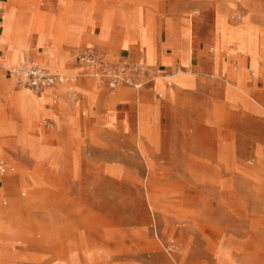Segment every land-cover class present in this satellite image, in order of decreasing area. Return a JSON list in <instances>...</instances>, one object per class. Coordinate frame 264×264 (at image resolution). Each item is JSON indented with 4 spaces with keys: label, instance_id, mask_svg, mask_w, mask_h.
Segmentation results:
<instances>
[{
    "label": "rangeland",
    "instance_id": "374dc122",
    "mask_svg": "<svg viewBox=\"0 0 264 264\" xmlns=\"http://www.w3.org/2000/svg\"><path fill=\"white\" fill-rule=\"evenodd\" d=\"M36 1L0 0V25L10 21L5 8L11 5L23 17ZM34 6L39 15L18 27L26 29L30 40L21 59L15 60L10 43L8 52L0 44V163L7 165L0 176V264H264V0H42ZM151 9L175 20L167 28H173L170 39L181 62L161 67L109 59L89 42L74 55L77 63L72 59L79 72L67 68L69 54L65 68L47 65L52 55L39 43L37 28L57 36L66 56L65 46L94 23V14L101 27L96 41H111L115 13L126 37L139 39L147 62L155 63L159 34ZM87 48L114 67L140 66L145 73L133 77L142 87L124 83L110 88L96 74L97 64L80 61ZM28 63L64 74L69 80H63L64 88H71L67 97L78 110L83 93L95 108L99 97L145 90L155 105L163 106L166 95L158 96L155 81L179 68L203 80L187 89V105H176L168 114H173L174 129L167 139L157 123H165L166 116L158 119L153 113L149 124L146 100L135 97L137 146V129L132 142L125 134L132 135L126 128L132 101L125 96L104 101L109 107L106 127L91 121L82 139L78 115L63 109L67 100L55 91L43 97L49 87L38 90L23 80L24 70L38 66ZM228 66L237 72L231 75ZM83 78L94 80L96 91L75 89ZM226 78L227 89L220 87ZM17 95H27L42 108L15 101ZM178 101L187 103L183 97ZM56 113L66 121L60 123L59 115L54 119ZM145 139H156L162 148L150 163Z\"/></svg>",
    "mask_w": 264,
    "mask_h": 264
},
{
    "label": "crops",
    "instance_id": "0c3cea01",
    "mask_svg": "<svg viewBox=\"0 0 264 264\" xmlns=\"http://www.w3.org/2000/svg\"><path fill=\"white\" fill-rule=\"evenodd\" d=\"M86 0H84L85 2ZM42 3V0L40 1H36L35 3ZM118 2V0H117ZM9 4L12 3V1L8 2ZM32 4L30 12H28V14L26 16H19L16 15L13 12L12 6L10 5L9 7L5 8V11L9 10V14H10V21L7 20V22H5L4 24L0 25V28L2 29V33H0V44L1 46H4V50L7 51V48L5 46L9 45V43L15 48V60H20L22 57V54H24V52L26 51V49L29 47V43L30 40L27 38V34L28 32L26 31V29L20 28L18 29L19 26H22L23 23H31L32 19H34L35 17H37L38 14V10L36 9L37 7L34 6V4ZM119 6V4H118ZM9 8V9H8ZM1 9V8H0ZM118 9V8H116ZM115 9V12H116ZM147 10V9H146ZM152 14L154 15L155 18V31H156V35L159 34V44H158V53H157V57H156V62L155 63H148L147 59H146V55H145V51L142 47L141 41L139 39H128L126 37V29L125 26L122 25L120 23V17L119 14L115 13L114 16V20H115V29L113 31V36L111 41L108 42H98L96 41V37L100 34L101 32V27H100V23H99V16L98 14H94L93 15V20L94 23L93 24H87L84 31L82 32V34L80 35L79 39H75L72 36V41H70L69 45L65 46V53L66 56L64 55V51L63 48L61 46V41L59 40V38L55 35H52L50 32L48 31H41L40 29H36L37 31V35L39 38V43H43L46 44L49 48V52L52 55V60L49 61L47 63V65L50 68H54L55 65H63V68H65V63L67 61V55L69 54L71 60L67 61V68L72 71V72H79L81 70L80 66H74L72 65V59L74 60L75 63H77V58L74 59V55L79 51V49L86 45V43H92L93 45H96V48L100 51L103 52V55L109 59H115L117 57L119 58H127L130 59L132 61L135 62H144L147 65H151V66H163V67H167V61H172V62H181V55L180 53H178L179 48L177 46H175L173 44V41L170 39V34L173 31L172 26H168L167 28V24L168 21H175L172 17L171 18H164L161 15H159L157 12L153 11V9H151ZM119 12V9H118ZM6 18V17H5ZM3 20V19H2ZM1 23V21H0ZM180 23V22H178ZM164 28L165 31V37L161 38L160 36V32H161V28ZM96 28H98V32L96 30ZM158 31V32H157ZM168 31V34H167ZM3 34H9V37L7 38L5 35ZM3 35V36H2ZM168 35V36H167ZM3 40H7L8 43L3 42ZM191 40L193 41V39L191 38ZM74 41V42H73ZM191 41V42H192ZM196 42V39H195ZM79 43V44H78ZM32 47L38 51V45L36 44V41H32L31 42ZM163 47L166 50H163ZM1 48V47H0ZM0 52H2V50H0ZM8 52V51H7ZM172 53H174L172 55ZM2 55V53H0V56ZM178 57H175V56ZM191 57V56H190ZM222 59V58H221ZM215 60H210L209 63H213ZM224 63V58L223 60ZM41 62V61H40ZM190 64L192 63V60L190 59ZM227 63V61L225 62ZM202 63L200 62L198 64V73L202 72ZM226 64H225V69H226ZM228 70L229 73L231 75H233L234 73L237 72V68L235 67H231L228 66ZM62 69V68H61ZM214 69V67H213ZM1 71V69H0ZM227 71V70H226ZM191 70L188 73H182V74H177V71L174 74H167V76L163 79V81L161 82H157L155 81V89L157 92L161 93L162 96L165 94L166 96V104L162 106L161 105H155V101H153V99L149 96L148 92L145 91H140L137 93V95H135L134 92H127L124 91L122 93H118L115 94L114 97H109L105 100V96L102 98H98V103L95 105L91 106L90 102L87 100V98H85V94L83 93L84 96V102H82L83 104L81 105L80 109H76L75 105L73 104L72 101H70V99H68L67 97V92L69 90H71V88H64L65 84L60 85L58 87H56L55 89L50 88V89H46L44 90V95L46 94V92H48L49 96L48 98L53 95L54 91L55 94H60V98L67 100V103H63V109L67 112H69L72 116H76V114L78 115V119H79V129L81 131L82 134V139H83V127H85L88 123L91 124L92 122H96L97 124H99V126H105L108 122V115H107V111L106 109V105L104 103V101L106 102H111L112 100H116L117 98L122 99L124 96L132 101V104H128L127 108H126V121H127V129L132 131V135L128 132H125V134L127 135L128 139L132 142L134 141L133 139V134L137 129V136H138V126L135 127V121L137 119V122L139 121V112H137V114L135 113L134 110V106H133V101L136 97L137 101L138 98L142 95V99L145 101L146 100V104H145V108L144 111L147 115V118L149 120V124H151V115L153 113H155L157 115V118H160V115H165L166 116V122L161 124L158 119H157V123L159 126V132L161 133L162 136H164V138H169L170 137V131L172 129H174V125L172 124V115H170V117L168 116V114H170V111H172L174 108H176V105H187L188 104V98H189V93H187V89H191L195 87V81H198L197 79L199 78V75L195 74L193 75V73ZM214 72L216 74L219 73V70L216 68L214 69ZM2 77V76H1ZM200 80H203L202 78H199ZM199 80V81H200ZM10 83L13 84L14 79L11 78ZM0 84H1V80H0ZM199 84V83H198ZM76 88L80 90L81 92H83L82 90H89V91H96V84L94 82V80H90V79H86L83 78L81 79L78 83L75 84ZM199 87V85H198ZM197 87V88H198ZM220 87H226L227 89V78L225 79L224 83L220 82ZM61 88H64L63 90H60ZM48 90V91H47ZM195 91V90H194ZM193 91V93H194ZM97 93V92H96ZM192 93V95H193ZM191 95V96H192ZM41 97V100L42 98ZM186 100L187 103L186 104H182L181 101L176 102L179 99ZM118 99V100H119ZM15 101H21L23 103H27L29 105V107H31L34 110H39L42 108V104L36 102L34 99H30L28 98L27 95H17L14 98ZM117 100V101H118ZM56 99L54 100V102L56 103ZM116 101V102H117ZM29 102V103H28ZM162 103V102H161ZM111 107V106H110ZM85 108L86 112L89 114L88 117L84 115L85 112L80 113L81 109ZM109 108V107H107ZM139 108V106H138ZM59 110V109H58ZM79 113H78V111ZM140 111V108H139ZM106 112V113H105ZM83 114V115H81ZM57 115L60 116L59 122L63 123L64 121H66L65 117L63 115H61L60 113H56V117L54 116V119L58 120ZM176 115V114H174ZM103 119H105V123L101 122L103 121ZM152 125V124H151ZM111 129H113L112 125H108ZM145 124L142 123L140 125V129L142 130V128L144 129ZM98 128V126H96ZM95 126L92 127L93 129L96 128ZM106 127V126H105ZM66 129V126L62 127ZM123 128V131H125ZM121 134V133H120ZM79 137V136H78ZM138 141H139V136L137 137V146H138ZM77 142H81L80 138L77 139ZM144 145H145V149L147 150V158H145V161L148 163H150L153 160L154 154L158 151L161 150L162 148L159 147V144L156 142V139L151 142L148 139H145L144 141ZM139 149V148H138ZM21 150V149H20ZM10 151V150H8ZM140 152V151H139ZM13 155L15 153L10 152ZM2 176V175H0Z\"/></svg>",
    "mask_w": 264,
    "mask_h": 264
},
{
    "label": "built area",
    "instance_id": "2783aa9c",
    "mask_svg": "<svg viewBox=\"0 0 264 264\" xmlns=\"http://www.w3.org/2000/svg\"><path fill=\"white\" fill-rule=\"evenodd\" d=\"M79 59L88 66L97 64L99 68L96 74L100 78L104 79L110 88H115L124 83L133 85L136 88L142 87V84L134 79V77H137L138 74L145 73V70L143 71L140 66H131L130 64L125 63L119 67H114L108 64L104 59V56L95 51L93 48H87L85 51H83V53L79 56ZM22 74L23 80L31 87L38 90L63 82V78L60 74L49 72L45 68L38 66L26 69L22 72ZM158 96L160 97L161 94L158 93ZM6 171V163L1 162L0 175H4Z\"/></svg>",
    "mask_w": 264,
    "mask_h": 264
},
{
    "label": "bare ground",
    "instance_id": "6f19581e",
    "mask_svg": "<svg viewBox=\"0 0 264 264\" xmlns=\"http://www.w3.org/2000/svg\"><path fill=\"white\" fill-rule=\"evenodd\" d=\"M25 65H38L39 67H42V68H45V66L43 65V64H41V63H28V64H25ZM24 65V66H25ZM23 67V66H22ZM46 69V68H45ZM21 70V67L20 68H18L17 70H15V71H20ZM47 70V69H46ZM50 72V71H49ZM53 73H58V74H60L61 76H62V78H63V80L65 81V79L67 80V82L69 81L68 80V78H66V76L64 75V74H62V73H60V72H53ZM182 73H184L182 70H181V68H179L178 69V71H177V74H182ZM76 78H71V82L72 83H75L76 82ZM66 82V83H67ZM66 83H58L57 85H55V86H53V87H49V88H47V89H50V88H56L58 85L60 86V85H63V84H66ZM29 90V89H28ZM46 90V89H45ZM31 91V90H30ZM44 91V90H43ZM48 91V90H47ZM159 93V92H158ZM159 94H161V93H159ZM161 97H162V94H161ZM41 99V98H40Z\"/></svg>",
    "mask_w": 264,
    "mask_h": 264
}]
</instances>
